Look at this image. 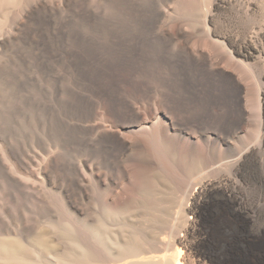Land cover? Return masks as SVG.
Segmentation results:
<instances>
[{"label":"bare ground","instance_id":"obj_1","mask_svg":"<svg viewBox=\"0 0 264 264\" xmlns=\"http://www.w3.org/2000/svg\"><path fill=\"white\" fill-rule=\"evenodd\" d=\"M170 3L208 10L192 23ZM145 4L140 25L70 36L63 66L79 87L55 94L64 113L44 126L82 159L57 215L0 232V264H264V0ZM12 166L24 220L47 202L31 167ZM36 166L53 185L56 161Z\"/></svg>","mask_w":264,"mask_h":264},{"label":"rangeland","instance_id":"obj_2","mask_svg":"<svg viewBox=\"0 0 264 264\" xmlns=\"http://www.w3.org/2000/svg\"><path fill=\"white\" fill-rule=\"evenodd\" d=\"M76 1L68 6L65 0H18L0 9V39L1 42L8 40L5 48L2 49L0 44V232L22 231L24 225L36 232L43 226L46 216L57 215L54 198L64 189L71 164L82 159L78 148L60 144L56 135L48 134L44 126L56 111L64 113V106H60L55 94L61 98L62 94H69L70 89L79 87L70 70L63 66L64 50L69 45L70 36L79 34L80 37L86 30H95L91 32L95 35L99 28L112 29L114 20L118 19L125 30L133 24L140 25L143 14L138 8L141 1L145 4V0H123L121 11L116 0ZM129 2H133L136 9L130 8ZM172 5L170 3L174 12L177 5ZM177 8V12H172L176 17L172 16L192 23L194 16L201 17L208 10ZM87 11L91 13L88 19L85 17ZM29 13L41 16L30 19ZM128 16L132 18L131 25ZM158 67L156 61L155 69ZM154 82L162 87L158 79L154 78ZM6 146L12 153L9 161L3 157ZM48 157L59 165L51 170L53 185L47 184L36 166ZM12 164L31 167L35 177L30 182L47 202L42 207L22 208L20 214L25 216L24 220L16 206L17 202L25 203L16 186V182L23 179ZM82 204L77 200L79 208Z\"/></svg>","mask_w":264,"mask_h":264}]
</instances>
